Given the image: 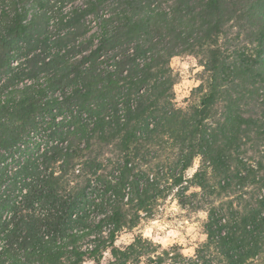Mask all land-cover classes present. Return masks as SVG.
I'll return each instance as SVG.
<instances>
[{
  "label": "trees",
  "instance_id": "trees-1",
  "mask_svg": "<svg viewBox=\"0 0 264 264\" xmlns=\"http://www.w3.org/2000/svg\"><path fill=\"white\" fill-rule=\"evenodd\" d=\"M187 53L205 77L179 107ZM170 195L207 212L193 255L116 244ZM106 253L264 264V0H0V264Z\"/></svg>",
  "mask_w": 264,
  "mask_h": 264
},
{
  "label": "clouds",
  "instance_id": "clouds-1",
  "mask_svg": "<svg viewBox=\"0 0 264 264\" xmlns=\"http://www.w3.org/2000/svg\"><path fill=\"white\" fill-rule=\"evenodd\" d=\"M179 59H174L172 61L173 67L176 64H179ZM196 61H191V65L194 68V71H200V68L195 67ZM183 70L187 72L190 65L185 62L182 65ZM199 81H190L186 77L181 85L176 86V91L178 93L177 100L180 99V89L184 85H198ZM183 95H187L188 93L185 91L182 93ZM169 200L172 198L169 197ZM162 215L157 214L146 221H142L143 227L137 225L136 228L139 230V234L143 239L150 241L153 245H160V252L163 250H167L172 245H187L191 244V241L196 239L195 228L196 224L191 223L189 219H181L177 222L173 217H180L182 215L181 209L178 207L177 202L172 201L171 206H165L161 210ZM141 215H145L143 212ZM186 237L188 238L186 240ZM131 239L127 240V243H132ZM119 243V242H117ZM185 255H192L193 249L191 247H185L182 249ZM155 255L151 257L152 260H155ZM149 257L148 256H140L139 261L140 264H147Z\"/></svg>",
  "mask_w": 264,
  "mask_h": 264
},
{
  "label": "rangeland",
  "instance_id": "rangeland-1",
  "mask_svg": "<svg viewBox=\"0 0 264 264\" xmlns=\"http://www.w3.org/2000/svg\"><path fill=\"white\" fill-rule=\"evenodd\" d=\"M174 59L180 60V63L176 64L175 67H173V65H172V61ZM193 60L196 61L195 67L200 68V71H198V72L194 71V68L191 65V61H193ZM185 62L189 63V65H190L187 72H185L183 70V67H182L183 63H185ZM171 66L174 69V71L178 74V82L174 86L175 95H176L175 102L179 107H186L190 104L191 100L194 98L193 91L201 85V83L205 77L204 66L201 65L198 56H196L195 54H190V53L182 54V55L175 56L174 58H172ZM185 77L190 81H199V84L198 85H184L180 89V99L177 100L178 93L176 91V86L181 85L183 83ZM185 91L188 93L187 95L182 94ZM200 164H201V160L199 158H196V160L194 161L193 167L188 171V173L190 175H192L197 170V168L200 166ZM193 190H198V189L192 188V191ZM169 197H171L172 199L169 200L168 199ZM169 197H167V199L161 201L160 207L157 209L155 215H157V214L162 215V213L160 211L162 208H164L165 206H171L172 201L177 202L178 207L181 209L182 215L178 218L173 217V219H176L177 222H179V220H181V219H189L191 223L196 224V228H195L196 239L191 241V244H187V245H183V246L180 245L182 247V249L185 247H191L193 249V254H194L195 248L197 247V245L200 244L201 242L205 241L206 237H207L206 234L204 233V223H205L206 218H207V212L205 210L193 211L189 208L182 207L178 203V201L174 195H170ZM147 219H149V218H147ZM147 219L145 218L142 221H146ZM141 222L139 225H140V227H143ZM137 235H139V230L137 228H135L133 230H124L119 234L117 241H116V244L117 245L128 244L127 240H129V239L133 240ZM187 239L188 238L186 237V240ZM117 242H119V243H117ZM109 258H110V254L106 253L102 264H108ZM84 264H94V262L91 260H88ZM256 264H261V263H256Z\"/></svg>",
  "mask_w": 264,
  "mask_h": 264
}]
</instances>
